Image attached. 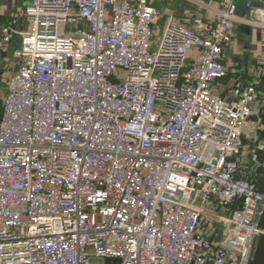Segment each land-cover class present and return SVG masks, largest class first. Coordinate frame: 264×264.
<instances>
[{
	"label": "built area",
	"instance_id": "1",
	"mask_svg": "<svg viewBox=\"0 0 264 264\" xmlns=\"http://www.w3.org/2000/svg\"><path fill=\"white\" fill-rule=\"evenodd\" d=\"M161 37L152 0H32L0 120V264H248L264 63L223 96L236 0ZM69 27V28H68ZM256 119L255 121H253ZM253 122V123H251Z\"/></svg>",
	"mask_w": 264,
	"mask_h": 264
},
{
	"label": "crops",
	"instance_id": "2",
	"mask_svg": "<svg viewBox=\"0 0 264 264\" xmlns=\"http://www.w3.org/2000/svg\"><path fill=\"white\" fill-rule=\"evenodd\" d=\"M31 1L0 0V28L9 21L17 20L20 31H25L24 29L27 28L25 9ZM236 2L240 14L238 16L245 20L249 19L247 11L251 3L264 4V0H236ZM152 5L162 15V17L156 18L154 30L155 24L161 19H164L165 22L162 26L163 29L170 16L175 17L180 23H185L187 19H190V26H195V21L198 20L203 23L217 20L219 13L224 8L222 0H152ZM20 44V36L14 37L9 51L0 61V103L2 105L3 98L7 93L8 81L18 68V61L14 54L19 50ZM262 63H264V27L254 28L246 22L238 23L233 32L232 41L225 49L223 65L228 76L217 82L218 92L227 96V92L235 86L236 80H249L250 68Z\"/></svg>",
	"mask_w": 264,
	"mask_h": 264
},
{
	"label": "water",
	"instance_id": "3",
	"mask_svg": "<svg viewBox=\"0 0 264 264\" xmlns=\"http://www.w3.org/2000/svg\"><path fill=\"white\" fill-rule=\"evenodd\" d=\"M264 8V4L259 2H254L249 5L248 18L252 17L255 9ZM237 14H239V8L237 5ZM258 228L261 231L254 239L252 252L248 264H264V211L259 219ZM108 264H119L116 260H108Z\"/></svg>",
	"mask_w": 264,
	"mask_h": 264
},
{
	"label": "rangeland",
	"instance_id": "4",
	"mask_svg": "<svg viewBox=\"0 0 264 264\" xmlns=\"http://www.w3.org/2000/svg\"><path fill=\"white\" fill-rule=\"evenodd\" d=\"M158 17H162V15L161 14H159V16ZM160 19V18H159ZM165 22H164V19H161V20H159V21H157V23L155 24V33H156V35L158 36V37H160V32H161V30H163L162 29V26H163V24H164ZM69 28V27H68ZM161 34H162V32H161ZM156 36V37H157ZM158 39V38H157ZM96 262H98L99 264L102 262V261H96Z\"/></svg>",
	"mask_w": 264,
	"mask_h": 264
},
{
	"label": "trees",
	"instance_id": "5",
	"mask_svg": "<svg viewBox=\"0 0 264 264\" xmlns=\"http://www.w3.org/2000/svg\"><path fill=\"white\" fill-rule=\"evenodd\" d=\"M2 114H3V105L0 103V120H1ZM260 185H261L262 192H264V182H262Z\"/></svg>",
	"mask_w": 264,
	"mask_h": 264
}]
</instances>
